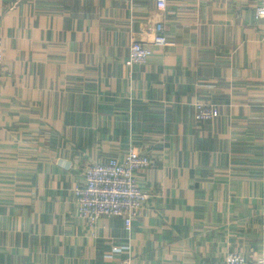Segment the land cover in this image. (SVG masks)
<instances>
[{
  "label": "crops",
  "instance_id": "0c3cea01",
  "mask_svg": "<svg viewBox=\"0 0 264 264\" xmlns=\"http://www.w3.org/2000/svg\"><path fill=\"white\" fill-rule=\"evenodd\" d=\"M263 2L0 0V264L264 256ZM133 39L152 54L130 69ZM131 146L151 159L141 215L88 224L74 188Z\"/></svg>",
  "mask_w": 264,
  "mask_h": 264
},
{
  "label": "built area",
  "instance_id": "2783aa9c",
  "mask_svg": "<svg viewBox=\"0 0 264 264\" xmlns=\"http://www.w3.org/2000/svg\"><path fill=\"white\" fill-rule=\"evenodd\" d=\"M167 3L168 0H157V8L165 11ZM256 17L264 18V2L257 7ZM153 43L159 46H167L170 43L163 21L156 24ZM151 54L149 45L133 39L129 45L127 66L132 69L136 65H144ZM3 64L4 55L0 51V73ZM219 116L220 109L215 104H195L197 121H210ZM150 164V157L135 146H131L122 159L111 158L104 162L90 163L83 181L73 191L78 215L90 225H94L102 217L119 216L124 219L125 227L130 231L149 197L141 187L137 174L147 169ZM225 264H264V256L251 262L242 252L231 251L225 258Z\"/></svg>",
  "mask_w": 264,
  "mask_h": 264
}]
</instances>
